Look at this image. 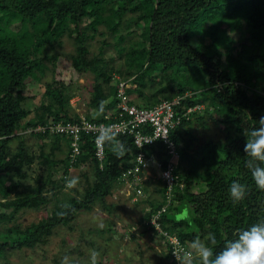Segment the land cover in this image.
I'll list each match as a JSON object with an SVG mask.
<instances>
[{
  "label": "trees",
  "instance_id": "obj_1",
  "mask_svg": "<svg viewBox=\"0 0 264 264\" xmlns=\"http://www.w3.org/2000/svg\"><path fill=\"white\" fill-rule=\"evenodd\" d=\"M129 12L137 14L132 17L142 31L137 44L130 45L127 52L126 64L136 72L129 79L123 77L136 84L128 90L132 102L151 107L192 91L194 95L184 100V107L206 105L204 111L185 116L171 133L181 154L177 174L183 187L176 186V204L163 216V227L187 246L196 237L204 241L214 233L213 250L219 252L237 231L264 219V191L255 186L243 151L244 131L259 126L258 120L264 116V0H0V133L5 137L0 139V255L44 242L55 228L70 224L80 211L111 195L120 174L133 164L139 149L131 136H118L127 149L123 157L118 158L105 145L102 168L92 138L85 136L76 167L88 165L94 180L83 191L75 189L76 194L62 195L70 166L69 137L33 135L44 143L52 141L65 155L61 159H54L55 149L47 152L45 144L40 153L24 143L18 150L12 149L14 140L25 137L17 131L27 126L81 120L71 102L77 96L72 81L57 70L58 53H48L64 35L74 42V69L94 74L86 118L105 121L114 114L118 104L114 74L121 69L102 55H91L89 40L94 35L90 32L97 33L100 26H106L117 36L121 52L125 51L121 42L135 33L130 20L123 25ZM122 25L127 32L120 28ZM227 30L237 33L225 37ZM199 32L201 41L197 43L193 38ZM134 46L140 50L135 58L131 55ZM48 71L53 72V78L43 85ZM148 81L157 83L150 93L144 91ZM39 82L44 98L37 107L29 108L26 101L38 98L34 85ZM101 101L104 112L98 114ZM210 123L217 131L200 138L196 124L207 129ZM145 150H157V158L165 162L166 152L160 142ZM36 160L43 173L27 184ZM234 180L247 188L246 198L239 203L229 194ZM156 188L160 201L153 196V189H145L143 196L150 212L165 203L161 179ZM49 204H53L51 210L39 222L25 227L15 222L23 209H43ZM64 204L71 208H62ZM185 209L190 219L178 221L177 216ZM61 211L67 214L58 215ZM150 212L145 211L140 223ZM151 231L147 228L142 234ZM165 254L175 264L168 246ZM194 264H199L198 260L194 259Z\"/></svg>",
  "mask_w": 264,
  "mask_h": 264
},
{
  "label": "rangeland",
  "instance_id": "obj_2",
  "mask_svg": "<svg viewBox=\"0 0 264 264\" xmlns=\"http://www.w3.org/2000/svg\"><path fill=\"white\" fill-rule=\"evenodd\" d=\"M228 2H226L227 5ZM136 15V13L132 15L130 12L125 15L123 25L130 20L135 33L129 39L121 42V45L126 47L123 52H121L117 36L106 26H100L97 33L90 32L91 35H94L89 40L91 55H102L105 59L110 60L114 67L121 69V73L116 72L115 74L127 79L136 72L134 68H130L126 64L128 61L127 52L131 48L130 45L137 44L142 32L134 23L135 18L132 16ZM231 23L232 21L229 22V24ZM123 25L120 28L125 30ZM208 26L206 23L205 27ZM236 33L237 30H227L224 35L225 37L229 35L232 37ZM201 35V32H199L193 39L199 43ZM138 47L134 46L132 49L131 55L134 58L137 57L140 51ZM74 51L73 39H70L67 35L61 38L55 49H48L49 54L58 53L60 60H58L59 68L57 70L62 71L64 73L63 77L72 81L73 89L77 94L73 98L74 100L72 99V105L75 107L76 113L81 117H86L90 110L89 100L95 79L94 74L91 72L79 73L74 69L71 61V55ZM47 62L53 69V64ZM53 75L52 71H48L41 81L43 85L47 80L52 79ZM181 79L185 80L184 77H181ZM188 80L189 78H186V81ZM156 84L148 81L144 91L146 93L153 92L155 86H157ZM43 85L40 82L34 85L38 98L28 99L26 101L27 107L35 108L40 104V101L44 98ZM204 109L202 108L200 111H204ZM196 126L195 132L200 138L213 136L217 131L216 125L212 123L207 124L209 129H203L198 124ZM36 168L30 171H34L37 177L43 173L44 168H41V166L39 169ZM70 176V179L78 177L79 184L71 189L65 186L62 195L65 193L68 195L76 194L75 189L83 191L94 180L92 171L86 164L76 168ZM34 180V178L26 179L25 182L30 184ZM145 198L146 196L143 197V200ZM52 206L53 204H49L43 209H23L17 214L15 222L20 223L22 227L39 222L49 213ZM147 206L145 201L144 203L131 202L124 194L122 186L116 184L112 194L107 196L105 200H97L91 209L80 211L73 222L55 228L53 234L35 248L13 249L1 254L0 264H60L65 256L69 258V264H90L91 250H96L99 253L98 264H173L165 254L166 245L162 239L151 233L143 235L142 232H138L139 234L135 235L130 231L133 226L139 225ZM100 224L104 225L103 228L98 226Z\"/></svg>",
  "mask_w": 264,
  "mask_h": 264
},
{
  "label": "built area",
  "instance_id": "obj_3",
  "mask_svg": "<svg viewBox=\"0 0 264 264\" xmlns=\"http://www.w3.org/2000/svg\"><path fill=\"white\" fill-rule=\"evenodd\" d=\"M114 79L118 81L117 110L112 116H106L105 121H92L86 117H81V120L77 122L39 123L35 126L20 129L17 134L24 136L47 134L69 137L71 139V152L69 155V174L66 176L67 181L71 177L70 174L77 168L76 163L82 154V141L85 136L92 138L95 157L101 168L106 158V148L105 146L97 147L96 139L100 131L111 126L119 134L131 136L139 151L133 164L120 174L117 184L122 186L124 194L131 202L138 203L145 195V186L148 181L151 178H159L165 186V203L151 212L147 209L150 212L149 216L144 219L143 223L133 226L130 231L132 234L138 235L143 230L151 228V234H156L155 236L165 242L166 247H169L172 258L175 260L174 263L177 264L172 254L173 248H187L188 246L181 241L177 234L169 232L162 225L163 216L170 212L176 204V186L183 187V184L178 182L179 175L177 174L181 154L177 144L171 139V133L182 124L185 116L200 111L202 108L204 109L205 105L196 104L185 108L183 105L184 100L194 95V92L186 91L184 94H176L171 99L164 100L151 107L140 106L132 102V98L128 93V90L134 89L136 84L117 74L114 75ZM217 87L220 91L221 86L218 85ZM3 138L5 137L0 133V139ZM159 142L166 152L164 163L157 158V150L151 153L145 150V147H154Z\"/></svg>",
  "mask_w": 264,
  "mask_h": 264
},
{
  "label": "clouds",
  "instance_id": "obj_4",
  "mask_svg": "<svg viewBox=\"0 0 264 264\" xmlns=\"http://www.w3.org/2000/svg\"><path fill=\"white\" fill-rule=\"evenodd\" d=\"M104 103L101 101L98 114L104 112ZM259 126H254L250 131H244L246 142L243 148L246 167L249 169L255 186L264 191V116L258 120ZM119 132L111 126L103 128L97 136V147L107 145L118 158L126 154V146L118 139ZM79 184V178L73 177L66 183V188H75ZM230 198L234 203H239L246 198L247 188L239 180H234L229 187ZM64 209L71 208V205L64 204ZM67 213H58L64 216ZM190 214L187 209L177 216L178 221L189 220ZM103 228V224L98 225ZM207 241V242H205ZM216 243L214 233H209L205 240L199 237L192 240L190 245L185 247H174L172 254L177 264H194V259L199 264H264V219L241 229L235 233L233 239L225 242L219 252H214L213 245ZM99 253L96 250L90 251V264H98ZM60 264H69V258L65 256Z\"/></svg>",
  "mask_w": 264,
  "mask_h": 264
},
{
  "label": "crops",
  "instance_id": "obj_5",
  "mask_svg": "<svg viewBox=\"0 0 264 264\" xmlns=\"http://www.w3.org/2000/svg\"><path fill=\"white\" fill-rule=\"evenodd\" d=\"M22 143H24L27 147H29L34 153H40L42 145L45 144L44 147H45V150H47V152H50L51 150L53 151V149H55L56 157H54V159H61V158H64V156H65V155H63L62 151L56 150L57 147L56 148L54 147V145L52 144V141L44 143L42 140H38L35 136H25V137H21V138H18L16 140H14L12 142V149H14V151L18 150L20 144H22ZM60 147L63 148L64 145L61 144ZM36 165H39L38 164V160H36V162L34 163V169L37 167ZM39 167L40 166H38L36 169H39ZM32 178H36V175H35L34 171L33 172H31V171L29 172V177H28L27 180L32 179ZM159 180H160L159 178H155V179L151 178L148 181V183L146 184V186H145V189H153V190H155V193L153 194V196L155 198H158V201H160V198H159L160 195L157 193V191H156L157 188L156 187L158 186V181ZM140 202L144 203L143 199H141L139 201V203ZM147 209L148 208L146 207L145 210H144V213H145V211H147Z\"/></svg>",
  "mask_w": 264,
  "mask_h": 264
}]
</instances>
